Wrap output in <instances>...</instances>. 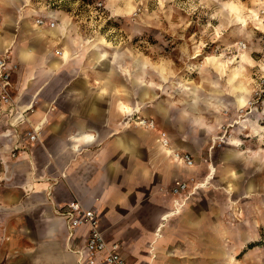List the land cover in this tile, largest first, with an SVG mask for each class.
<instances>
[{
	"label": "crops",
	"instance_id": "crops-1",
	"mask_svg": "<svg viewBox=\"0 0 264 264\" xmlns=\"http://www.w3.org/2000/svg\"><path fill=\"white\" fill-rule=\"evenodd\" d=\"M94 8L98 25L79 17L81 8L0 0V53L8 51L17 64L12 89L18 104L39 101L27 118L41 130L40 141L28 145L26 123L0 115V264H109L102 253L90 263L81 258L88 227L71 233L60 214L72 198L96 210L105 239L118 244L125 264H235L237 251L258 239L264 226L262 156L259 165L241 163L237 150L227 148L225 162L200 178L199 166L175 161L157 130L133 120L153 118L172 148L198 160L203 140L224 117L221 111L238 104L239 79L229 82L227 76L235 67L250 75L256 61L251 48L227 66L221 63L224 71L215 60L201 71L192 61L194 72L185 71L179 60L202 52V43L226 53L236 41L227 44L218 32L189 43L184 30L165 37L167 50L149 44L141 57L137 40L128 50L107 39L100 28L108 19L106 5ZM37 17L44 22L37 24ZM151 25L156 38L157 24ZM131 27L134 37L136 22ZM226 70L224 82L220 74ZM206 71L215 76L211 82ZM11 133L24 146L14 156ZM193 171L189 186L201 188L171 193L173 181ZM259 249L247 247L240 263L252 264L249 252Z\"/></svg>",
	"mask_w": 264,
	"mask_h": 264
},
{
	"label": "rangeland",
	"instance_id": "rangeland-1",
	"mask_svg": "<svg viewBox=\"0 0 264 264\" xmlns=\"http://www.w3.org/2000/svg\"><path fill=\"white\" fill-rule=\"evenodd\" d=\"M29 1L37 4V6L42 5L44 8H81L84 11L82 10L80 12L79 17L92 20V25H98V23H101L98 21H93L95 20L94 4L98 0ZM101 1L104 5H106V14L108 16V19H106L102 23L100 28L108 31L107 39H109L112 43H116L119 41L122 42L123 46H125V49L128 50H131V40H137L141 57L142 53H147V51L149 50V44L153 46L154 43H156L157 50L161 52H163L164 49L167 50L168 48L165 45L167 44V41L165 40V37L179 35L177 33L184 30L186 31L185 34L187 35V40L189 41V43L191 41V37L193 38L199 36V38H209V35L217 34L218 32L220 38H222L221 40H226L224 42H227V44L229 41H236L235 47H230L228 49L226 45V53H223L222 51L224 49H221V47L214 45V43H208V46L202 48V52L194 54V58H192V55H187L188 57L186 59L179 60V63L182 65L183 70L185 71L192 70V72H194L195 65L194 63V66L192 65V61H195V64L198 66V70L201 71L202 66L206 67V61L211 63L215 62L212 59H208L212 57L221 58L222 60H224V65L226 64L227 66V62L233 61L235 57L238 56L242 58L244 50L251 48L252 57L256 61L253 63V69L252 72H250V75H248V73L241 72V74L237 72V68L235 67V69L229 72L227 76L229 82H232L234 80V77H236V79H239V82L237 84H234L235 88L239 89V92H236V96H244L246 101L243 105L237 104V106H235L233 110L223 109L221 111L222 115L224 116L223 119L217 124L216 130L210 132L203 140L204 142L202 149L199 151L198 160H195L193 158L192 166L200 167V178L204 177L208 170L209 173H207V175L210 176L211 171H213V166L225 162L223 159V154L227 148H235V150H237V152L239 153L238 160L241 163L247 161L251 162V164L253 165H259L261 156L262 159H264V102L254 103L252 106L246 105V102L247 99H249L256 78L260 73H264V7H261L259 9L255 4L257 0ZM126 4L129 6H127ZM236 6L239 8L241 15L245 18V24L240 23L236 18ZM252 7H257L260 16H256V14L251 11L253 16H251L250 18V12L248 8ZM134 10H136V14L132 16L131 14ZM120 13H123V15ZM124 14L129 15L126 16ZM164 21L169 27H164ZM132 22H136V25L138 26V31L136 35H134V37L131 36ZM173 22H177V24ZM154 23L157 24V26L155 27L156 32L154 33L158 35L156 38L153 37L154 31L153 27H151V24ZM97 25L96 27H99ZM118 25L122 26L123 29L119 30ZM168 30H170L172 33L169 34ZM183 38L184 37L182 36L181 39ZM237 41L244 42L245 48L239 49L240 47H238ZM188 47H190L189 44L187 45V48ZM199 56H202L201 60H203V62L201 60H196ZM145 58L147 57L145 56ZM208 65L213 66L212 64ZM220 66V69H223V71L224 69H227V67L221 65V63ZM259 66H261V68H259ZM233 67L234 66H232L231 68ZM226 72L227 70L220 74V77L222 79L224 77V82L226 80ZM206 73L208 74L204 77H207V81L211 82L210 79L215 76H213L210 72L206 71ZM175 83L177 87L182 85V83L180 82H174L173 84ZM164 94V91H162L160 94L158 93L157 98L162 97ZM232 99L235 100V97L233 96ZM247 118L249 120H246L245 125H243L242 120ZM261 166L264 165L261 164ZM192 173H194V171L191 172V174L188 175L187 178L188 182H191L193 184L195 182L196 175ZM200 188L201 187L197 188V186L188 185V189L186 190V192L182 193H186V195H189L196 192L195 190H198ZM233 216L234 219L238 221L237 216H239V214L237 213V210L233 212ZM243 245L244 246L242 247V250L237 251L236 253L235 264H241L240 262L245 257L243 253L244 251H246L247 247H259V250L261 251H259V253H257L255 250L250 251L251 253L249 252L248 258L249 261L251 260L252 264H264V226H261L259 228L258 239H253ZM257 254H259V256Z\"/></svg>",
	"mask_w": 264,
	"mask_h": 264
},
{
	"label": "built area",
	"instance_id": "built-area-1",
	"mask_svg": "<svg viewBox=\"0 0 264 264\" xmlns=\"http://www.w3.org/2000/svg\"><path fill=\"white\" fill-rule=\"evenodd\" d=\"M95 6L98 9H101L103 7L102 1H96ZM134 14H136V10H134L131 15L133 16ZM35 22L37 24H41L44 22V19L37 17ZM47 23L50 27L55 24L54 21H48ZM237 42H239L238 45L245 48L244 42ZM206 46H208V42L202 43V47ZM193 56L194 54L192 55V58H194ZM16 69L17 64L12 62L10 53L8 51L0 53V115L4 114L9 116V118L13 117L16 120L22 119L23 122L26 123L24 141H27L26 143L28 145H32L40 141L41 130L30 123L27 116L35 110L39 101L37 99H33L26 105L18 104L12 89V73ZM258 102H264V73H260L256 78L246 105L252 106L254 103ZM134 122L136 125L145 129L157 130L159 142L167 149V152L172 156V158L183 164L185 167H192V155L186 150L172 148L166 130L158 128L157 123L153 118L136 116ZM11 134H13L14 141L11 145L10 155L14 156L24 146L23 141H21V137L18 136L16 138L15 133ZM188 185V178H177L173 181L170 191L173 194L186 192ZM60 214L66 217L71 233L74 228L79 226L85 225L88 227L83 250L79 252L81 253V258H84L85 262H92L97 254L102 253L103 259L109 264H125L124 258L118 251V244L115 242L108 243L105 239L99 225V217L96 210L87 208L79 200L72 198L65 203L64 209L60 212Z\"/></svg>",
	"mask_w": 264,
	"mask_h": 264
},
{
	"label": "bare ground",
	"instance_id": "bare-ground-1",
	"mask_svg": "<svg viewBox=\"0 0 264 264\" xmlns=\"http://www.w3.org/2000/svg\"><path fill=\"white\" fill-rule=\"evenodd\" d=\"M126 3H127V2H126ZM255 4H256L257 7L260 9L261 7H264V0L256 1ZM126 5H127V4H126ZM127 6H129V5H127ZM257 7H256V10H255L254 8H249V10L252 11L254 14H256V16H260ZM121 8H122V7H121ZM235 10H236V18H237V20H238L240 23L245 24V18L241 15V13H240V11H239V8H238L237 6H236ZM238 44H239V42H238ZM238 47H240L239 49H244V48L241 47L240 45H238ZM207 55H208V54H207ZM208 59H212V60L218 61V62H220V63H223V60L220 59V58H218V57H212V58H208ZM245 101H246V100H245L244 96H238V97H237V103H238L239 105H243V104L245 103ZM246 120H249V119L247 118V119H243V120H242V121H243V125H245ZM133 121H134V120H133ZM254 128H255V127H254Z\"/></svg>",
	"mask_w": 264,
	"mask_h": 264
}]
</instances>
